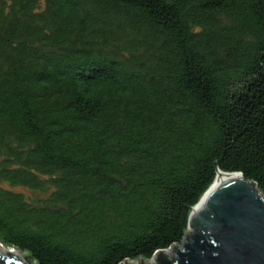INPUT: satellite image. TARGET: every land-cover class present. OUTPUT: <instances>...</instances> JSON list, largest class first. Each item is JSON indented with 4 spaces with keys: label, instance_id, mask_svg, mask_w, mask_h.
<instances>
[{
    "label": "trees",
    "instance_id": "16d2710c",
    "mask_svg": "<svg viewBox=\"0 0 264 264\" xmlns=\"http://www.w3.org/2000/svg\"><path fill=\"white\" fill-rule=\"evenodd\" d=\"M218 170L264 194V0H0L3 244L151 259Z\"/></svg>",
    "mask_w": 264,
    "mask_h": 264
},
{
    "label": "water",
    "instance_id": "95a60500",
    "mask_svg": "<svg viewBox=\"0 0 264 264\" xmlns=\"http://www.w3.org/2000/svg\"><path fill=\"white\" fill-rule=\"evenodd\" d=\"M0 264H36L0 241ZM122 264H264V194L242 173L218 170L180 245Z\"/></svg>",
    "mask_w": 264,
    "mask_h": 264
}]
</instances>
